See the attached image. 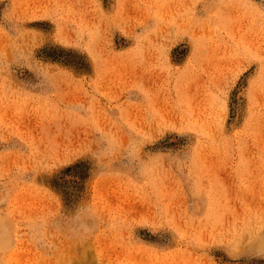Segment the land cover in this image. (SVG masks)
<instances>
[{
	"label": "rangeland",
	"instance_id": "374dc122",
	"mask_svg": "<svg viewBox=\"0 0 264 264\" xmlns=\"http://www.w3.org/2000/svg\"><path fill=\"white\" fill-rule=\"evenodd\" d=\"M263 233L264 0H0V264H264Z\"/></svg>",
	"mask_w": 264,
	"mask_h": 264
},
{
	"label": "bare ground",
	"instance_id": "6f19581e",
	"mask_svg": "<svg viewBox=\"0 0 264 264\" xmlns=\"http://www.w3.org/2000/svg\"><path fill=\"white\" fill-rule=\"evenodd\" d=\"M149 89H150V88H149ZM157 90H158V88H157ZM157 90H156V91H157ZM158 91H159V90H158ZM154 92H155V91H154ZM178 92H179V91H178ZM178 92H177V94H178ZM180 92H182V91H180ZM156 93H157V92H156ZM184 93H185V92H184ZM157 94H158V93H157ZM164 94H165V93H164ZM164 94H163V96H164ZM185 94H186V93H185ZM152 95H153V94H152ZM178 95H179V94H178ZM178 95H177V96H178ZM191 95H192V94H191ZM166 96H167V95H165V97H166ZM177 96H176V97H177ZM181 96H182V95H181ZM192 96H193V95H192ZM154 98H155V96H154ZM156 98H157V97H156ZM161 98H162V97H161ZM182 99H184L183 96H182ZM193 100H194V99H193ZM167 114H168V113H167ZM173 116H174V115H173ZM263 234H264V233H263ZM144 253H146V252H144ZM161 259H162V258H161Z\"/></svg>",
	"mask_w": 264,
	"mask_h": 264
}]
</instances>
